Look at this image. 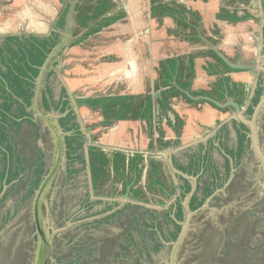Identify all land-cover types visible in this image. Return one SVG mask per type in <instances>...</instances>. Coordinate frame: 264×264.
Segmentation results:
<instances>
[{
    "label": "water",
    "instance_id": "water-1",
    "mask_svg": "<svg viewBox=\"0 0 264 264\" xmlns=\"http://www.w3.org/2000/svg\"><path fill=\"white\" fill-rule=\"evenodd\" d=\"M150 1L152 0H108L109 5L105 7L106 11L101 17H120L119 21L102 27L80 41L81 33H88L91 24L100 22V16L99 19L92 17L100 0H0V38L22 33L47 35L54 23L61 16L64 18V30L60 31L58 44L40 68L34 81L32 102L27 109L39 128L40 138L36 140L32 130L24 126L23 134L30 137L29 146L26 147L27 139L22 138V145L16 150L17 155L25 156L28 164L34 161L37 149L43 152V174L31 202L27 198L31 177L27 173V166L24 174H21L22 180L12 183L15 184L12 189L11 184L4 186L0 193L1 201L4 193L8 192L0 203V220L2 224L8 225L5 232L0 233V264H26L19 245H22L24 236L31 231L27 225L30 221L34 225V251L30 264H57L53 260L55 258L58 264L70 261H75L76 264H239L236 190L243 142L239 137H231L224 142L223 147L233 152L227 153L226 157H236V163L230 167V163L227 164L222 155L214 150L218 139L212 135L221 126L230 130L228 122L235 121L249 128L250 143L253 141L249 127L250 116H246L245 111L253 95L256 66L246 2ZM157 6L180 12L184 10L188 14L181 22L190 25V22H199L200 25L193 28V31L185 28L179 25L180 17L166 15ZM79 9H84L85 12L84 26L78 23V19H82L79 17ZM184 35H195L199 42L185 40ZM208 50L222 63H218ZM173 57L181 58L184 62L192 59L194 78L191 91L211 92L217 81L228 79L229 95L225 90L224 99L218 102L206 96H192L188 92H182L185 98L203 103L193 105L183 96H175L170 101L169 110H161L157 115L162 134L159 139L169 144L164 148L154 146L149 150L146 149L148 141H145L138 151L147 157L145 165L149 160L150 163L162 166L159 173L160 184L154 187L147 175V166L143 169L137 184L142 191V201L129 198L131 184L122 194L124 181L115 180L112 168H108L97 197L90 178L92 192L87 197L90 192V169L89 173L84 171L77 176L72 174V178L66 180L64 139L67 133L59 120L67 111L63 114L60 111L61 90H67L72 100V110L82 130H89L97 142L103 141L102 145L97 144L95 147L109 156L114 151H119L132 157L138 149L133 144V139L140 136L138 128L142 130L145 123L125 120L104 126L99 106L89 108L79 105L75 96L78 99H96L114 93V83H120L124 89L123 95L133 98L131 104L136 110L146 95L156 92L160 84V64ZM208 65L214 67V74L207 71ZM48 85L54 94L52 103L43 101V96L47 97ZM237 99L242 105L237 103ZM212 105L218 109L229 108L230 111L226 109L222 112ZM259 107L260 104L255 107L254 115ZM176 116L184 121L180 137L169 125L175 121ZM153 137L158 138V135L154 134ZM178 139L180 143L175 145ZM206 141L212 145L209 151L205 148L208 144L204 145ZM90 146L93 144L88 136L85 141L86 156ZM192 146H196L198 151L195 152H198L200 161L204 162L195 177L182 173L173 166L171 159L176 155L180 163L186 165L188 157L184 155L192 154L193 150L189 149ZM73 166L77 167V164ZM227 169H230L228 177L225 176ZM134 175L135 173L126 175L125 180H134ZM179 177L188 180L191 190L182 201L184 217L182 221L176 222L180 226V232L172 240L168 232H173L174 227L163 216L181 192L179 187L183 182ZM59 182L65 188L59 189ZM207 187L210 189L208 196ZM214 188L217 190L211 195ZM9 189L11 190L8 191ZM195 192L198 199L201 200L205 195L206 199L200 208L191 211L189 202ZM22 198L26 199L25 203H22ZM86 199L90 202H118L119 206L95 216L103 209V205L89 209L86 207ZM124 207L126 209L111 221L96 223ZM148 208L159 214L157 222L163 237L156 229L142 226L145 217L141 215L140 209ZM170 218L174 220L172 214ZM127 234L134 236L136 246L127 245L126 252H121L120 246L125 244ZM142 237L146 241H142ZM68 238L70 243L67 242Z\"/></svg>",
    "mask_w": 264,
    "mask_h": 264
},
{
    "label": "trees",
    "instance_id": "trees-1",
    "mask_svg": "<svg viewBox=\"0 0 264 264\" xmlns=\"http://www.w3.org/2000/svg\"><path fill=\"white\" fill-rule=\"evenodd\" d=\"M154 1L155 0H152L150 3H154ZM108 5V0H100L98 6L96 7V12L92 17L99 19V16L101 17L104 15L106 11L105 7ZM157 9L160 11L162 9L163 13L166 15H177L180 17L179 25L192 29V31L193 28L200 25L199 22H190L192 25L189 23L186 24L184 21L181 22V20L186 17L185 15L188 14V12L184 10H181V12L174 11V9L162 6H157ZM64 11H66V8ZM79 11L81 13V16L79 17H82V19L79 18L78 23L80 26H84L83 24H85L86 20H83L85 17V12H83L84 9H79L78 12ZM119 19L120 17H101L99 19L100 22L96 24L93 23L88 27L90 29L88 33H81L80 41L99 31L102 27L116 23ZM194 19L196 18L194 17ZM63 27L64 18L61 16V18L54 23V29L50 32L49 36L39 37L35 35H7L3 37V41L0 44V193L2 192L4 186H9L11 184L10 188L12 189L15 187V184L12 183L22 180L21 174H24L26 166L28 167L27 173L31 176L29 180L30 189L28 190L27 195H31L40 183L44 169L43 152L37 149L34 161L28 164L24 156L21 157L20 155H17L15 148L18 147L17 135L24 128V126H28L32 130V135L36 140L40 138L39 128L32 121V116L27 112V109L31 105L34 81L38 76L39 68L43 65L46 56L56 45L59 36L57 30H61ZM184 39H193L199 42L195 35H184ZM208 53L211 54L218 63H222L212 53V51L208 50ZM110 59H113V57ZM213 69L214 67L212 65H208L207 71L210 74H214ZM51 74H53V72H51ZM158 75L160 84L157 87L156 92L154 94L146 95L136 110L132 108L131 102L133 98L129 95H123L124 89H122V84L120 83H114V87H116L114 93L111 92L108 95L106 94L105 96H100L96 99H78L75 96L79 105L88 106L89 108L99 106L98 109H100V114L103 116L101 123L104 126H109L113 123H119L125 120L142 121L145 123V127H142V130L137 126L138 134L140 136L133 139V144L137 145L138 149L131 155L132 157H130V154L126 155L119 151H114L109 156L105 152L101 151L100 148L95 147L97 144L102 145L103 141L97 142L96 139L91 136V132L89 130L85 128L84 131L82 130L81 124L77 121V116L72 110V100L67 90L64 88L61 90L59 96L60 102L62 101L60 103V111L62 114L67 111V114L59 120L60 125L64 128L63 130L67 133L64 139L67 158L66 180L71 179L72 174L77 176L81 172H88L90 169V173L88 172L90 192H88L87 197H90L92 192L90 189V178L92 180V184L94 185V190L97 192V194L95 193L97 197L100 193L102 185L104 184L106 175L108 174V168H112L115 180L122 179V181H124L122 194L125 193L126 187L131 184L128 194L129 198H138L142 201V191L137 184L141 179L143 169L147 166L146 172L148 177L150 176L149 180L152 182L151 186L153 185L152 187H154V185L156 186L160 184L159 173L161 172L162 166L161 164L158 165L156 163H150L149 160L145 165L147 157L145 158L144 155L138 151L141 147H143L142 145H144L145 141H148L146 149L149 150H152L154 146L164 148L169 144L163 143L161 139H159L162 134L159 129V119H157V115L161 112V110H169L171 99L175 96L184 97L182 92H188L192 96H206L218 102L224 99L225 90L227 91V94L229 93L228 79H222L220 82L217 81L211 92L203 91L195 93L191 91V84L194 78L191 58L187 62H184L183 59L177 57L167 59L160 64ZM119 87L121 88L120 90ZM261 92V82L259 81L257 83L256 90L254 91V95L252 96L249 105L246 107L245 112L247 115L251 116V114H253V110L258 104ZM46 95L47 97L45 95L43 96V101H50V103H52L53 90L50 85L47 86ZM185 100L193 105L203 103V101H193L187 97ZM218 110L224 112L226 109ZM170 124L174 129V132L176 131L178 137H180L184 121L176 116L175 121L170 122L169 125ZM86 131L88 134H86ZM223 131H225V129H223ZM241 131L247 132V129L243 124H239L237 134L240 141L244 143L246 141V133H241ZM154 134H157L158 138H154ZM87 135L90 136L93 146L89 147L87 151L88 154L86 156L85 141L88 139ZM179 143L180 141L178 139V141L175 142V145H178ZM209 143L210 142H208V145H210ZM227 153L232 154L233 152L227 150ZM188 155L189 154L184 155L185 157H188V163L186 165L180 163V159L176 155H173L171 158L172 164L178 170L182 171V173L195 177L198 175L199 169L202 165H204V162L200 161L201 158L199 157L198 152H194L189 156ZM74 164H77V167H74ZM132 173H135L134 180L132 178H127L125 180V176L128 174L131 175ZM228 175L229 170L227 169L225 176L228 177ZM153 179L156 180L153 181ZM179 179L183 182L182 186L179 187L181 192L179 196L175 198L173 205L164 212L163 216L165 221L167 219L169 224L174 227L173 232H168V235H170L172 240H175L180 232V226L177 225L176 222H180L183 219L182 201L185 198L186 193L191 190L188 180L182 177H179ZM148 188L150 189V187ZM206 193L207 196L208 194L210 195L209 187L206 188ZM7 195L8 192H5L0 203L3 202ZM205 197L200 200L195 192L189 202L190 210L195 211L200 208L206 199ZM85 203L86 207L89 209L94 206L103 205V209L95 214V216L112 211L119 206L118 202L108 203L103 200L90 202L86 199ZM125 209L126 208L124 207L121 210H117L101 220L96 221V223L105 224ZM140 211L141 215L145 217V221L142 223V226L150 228L151 230L156 229L163 237L162 230L158 226L157 222L159 214L149 208L140 209ZM171 214L173 215L174 220L170 218ZM142 238V241H146L145 237ZM127 245L130 247L136 246V239L132 234H127L125 244L120 246L121 252H126ZM155 250L156 249H153V251ZM65 264L76 263L75 261H70Z\"/></svg>",
    "mask_w": 264,
    "mask_h": 264
},
{
    "label": "rangeland",
    "instance_id": "rangeland-1",
    "mask_svg": "<svg viewBox=\"0 0 264 264\" xmlns=\"http://www.w3.org/2000/svg\"><path fill=\"white\" fill-rule=\"evenodd\" d=\"M245 2L256 66L254 80L257 78L261 82L262 92L258 101L260 107L250 116L253 141L250 149L243 152L236 190L238 261L239 264H264V195L261 189L264 166L259 158L264 159V0Z\"/></svg>",
    "mask_w": 264,
    "mask_h": 264
},
{
    "label": "flooded vegetation",
    "instance_id": "flooded-vegetation-1",
    "mask_svg": "<svg viewBox=\"0 0 264 264\" xmlns=\"http://www.w3.org/2000/svg\"><path fill=\"white\" fill-rule=\"evenodd\" d=\"M53 29H54V25H53ZM52 29V30H53ZM51 30V31H52ZM62 30H64V27H63V29H61V30H57V32L61 35V33H60V31H62ZM51 31H49L48 33H47V35H41V36H39V37H42V36H49L50 35V32ZM14 35H19V36H27V35H35V34H32V33H30V34H27V33H22V34H14ZM59 35V36H60ZM59 36H58V39H57V42H56V45L58 44V40H59ZM2 41H3V37H1L0 38V44L2 43ZM55 45V46H56ZM54 46V47H55ZM54 49V48H53ZM53 49L50 51V53L49 54H51L52 52H53ZM48 54V55H49ZM47 55V56H48ZM47 56H46V59H47ZM42 67V66H41ZM40 67V68H41ZM40 68H39V72H40ZM257 83H258V80L255 82V84H254V87H253V90L255 91L256 90V86H257ZM33 93H32V98H33ZM253 95H254V93H253ZM252 95V96H253ZM53 96H54V94H53ZM32 98H31V102H32ZM54 99V98H53ZM237 102H239V100L237 99L236 100ZM250 102V101H249ZM239 105H242V104H240V102L238 103ZM249 105V104H248ZM248 105H246V107L248 106ZM243 106H245V105H243ZM226 109H228V108H226ZM230 110V109H229ZM245 115L246 116H248L249 117V115H247L246 114V112H245ZM239 124H243V123H237V122H235V121H233V122H228V125L227 126H229V128H230V130L229 129H227V127L226 126H221V127H219L218 129L216 128L215 130H214V133H213V137L216 139H218V143L216 144V146L214 147V150H216L217 151V153H218V155L220 154V155H222V157H223V159L227 162V164H229L230 163V167H232V165L234 164V163H236V157H235V155L233 156V155H231V159L230 158H227L226 157V154H227V150L228 149H225L224 147H223V145H224V142L225 141H227V140H230L231 139V137H238V134H237V130H238V126H239ZM244 126H245V128L247 129V132H245V131H241V133H246V141L243 143V152H245L247 149L249 150L250 149V138H249V128L245 125V124H243ZM223 129H225V131H223ZM24 133V128L19 132V134L17 135V140H18V147L17 148H15V150H19V146H21L22 145V138H23V140H25V139H27L26 140V147L27 146H29V139H30V137H28V135L25 137V134H23ZM232 134V135H231ZM219 135V136H218ZM209 141V140H208ZM208 141H206L205 143H204V145H207L208 143ZM201 144H203V143H201ZM233 144V143H232ZM211 146L212 145H207V147H205L208 151L209 150H211ZM196 146H192V147H190V149H192L193 150V152L192 153H194L195 151H198V150H196V148H195ZM191 150V151H192ZM223 152H222V151ZM17 151H16V153H17ZM229 151V150H228ZM44 154V153H43ZM229 154V153H228ZM24 156V155H23ZM22 157V156H21ZM25 157V156H24ZM234 160H235V162H234ZM230 170V169H229ZM219 178H220V180L222 179V177H221V174H219ZM59 181H60V179H59ZM58 185V188L59 189H62V188H65V187H62L61 186V182H59V183H57ZM56 185V184H55ZM59 185L61 186V187H59ZM217 190V188H214V190L212 191V193H211V195ZM56 191V188L54 187L53 188V192H55ZM34 193V192H33ZM33 193L31 194V195H29V196H27V198H29L28 199V201L29 202H31V200H32V196H33ZM22 200H23V202L22 203H25L26 202V199L25 198H22ZM27 201V202H28ZM30 204V203H29ZM27 205V204H26ZM25 205V206H26ZM24 206V207H25ZM15 213H16V215L18 214V210H16L15 211ZM11 214V213H10ZM183 217H184V215H183ZM31 224V225H30ZM27 225H29V228H30V232H28L27 234L28 235H25L24 237L25 238H23V241L21 242L22 243V245L20 244L19 246H21V254H22V259H24V261L26 262V264H30V262H31V259H32V256H33V251H34V249H33V241H34V239H33V228H34V225H32V223H31V221L30 222H28V224ZM7 223L6 224H2V222H1V220H0V233L3 231V232H5V230L7 229ZM31 226V227H30ZM32 228V229H31ZM0 240H1V237H0ZM63 240V239H62ZM69 241V243H70V239L68 238V240H67V242ZM63 242V244L65 243L64 241H62ZM19 249V248H18ZM53 260H55V262L58 264V262H57V259L55 258V259H53Z\"/></svg>",
    "mask_w": 264,
    "mask_h": 264
},
{
    "label": "bare ground",
    "instance_id": "bare-ground-1",
    "mask_svg": "<svg viewBox=\"0 0 264 264\" xmlns=\"http://www.w3.org/2000/svg\"><path fill=\"white\" fill-rule=\"evenodd\" d=\"M259 158H261L260 160L262 161V164H263V166H264V159L260 156ZM264 171V170H263ZM263 175H264V172L262 173ZM262 179V178H261ZM263 179H264V177H263ZM262 179V183H261V189H262V194L264 195V180Z\"/></svg>",
    "mask_w": 264,
    "mask_h": 264
},
{
    "label": "crops",
    "instance_id": "crops-1",
    "mask_svg": "<svg viewBox=\"0 0 264 264\" xmlns=\"http://www.w3.org/2000/svg\"><path fill=\"white\" fill-rule=\"evenodd\" d=\"M253 58H254V54H253ZM256 81H257V78H256V80H254V84H255Z\"/></svg>",
    "mask_w": 264,
    "mask_h": 264
}]
</instances>
